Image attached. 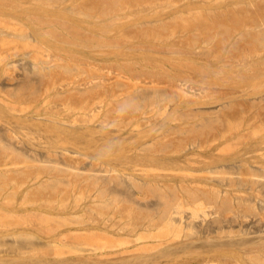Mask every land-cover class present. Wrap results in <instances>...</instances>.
Returning <instances> with one entry per match:
<instances>
[{
    "label": "rangeland",
    "instance_id": "1",
    "mask_svg": "<svg viewBox=\"0 0 264 264\" xmlns=\"http://www.w3.org/2000/svg\"><path fill=\"white\" fill-rule=\"evenodd\" d=\"M262 263L264 0H0V264Z\"/></svg>",
    "mask_w": 264,
    "mask_h": 264
},
{
    "label": "bare ground",
    "instance_id": "2",
    "mask_svg": "<svg viewBox=\"0 0 264 264\" xmlns=\"http://www.w3.org/2000/svg\"><path fill=\"white\" fill-rule=\"evenodd\" d=\"M251 248V247H250ZM261 261H263V260H261ZM262 264H264V263H262Z\"/></svg>",
    "mask_w": 264,
    "mask_h": 264
}]
</instances>
